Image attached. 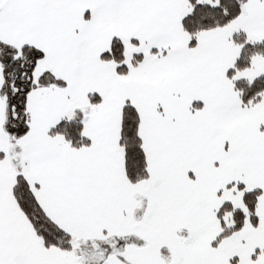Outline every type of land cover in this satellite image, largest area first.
<instances>
[{"label":"snow or ice","instance_id":"6c2138e0","mask_svg":"<svg viewBox=\"0 0 264 264\" xmlns=\"http://www.w3.org/2000/svg\"><path fill=\"white\" fill-rule=\"evenodd\" d=\"M0 264H264V0H0Z\"/></svg>","mask_w":264,"mask_h":264}]
</instances>
